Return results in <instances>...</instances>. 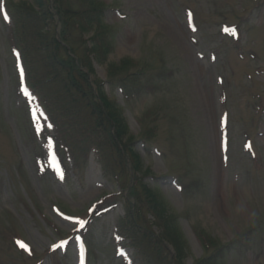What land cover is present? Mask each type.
Returning <instances> with one entry per match:
<instances>
[{
  "label": "rangeland",
  "instance_id": "obj_1",
  "mask_svg": "<svg viewBox=\"0 0 264 264\" xmlns=\"http://www.w3.org/2000/svg\"><path fill=\"white\" fill-rule=\"evenodd\" d=\"M94 1L114 39L91 79L149 81L128 102L108 94L139 170L127 175L101 147L54 156L10 31L9 14L31 0H0V264L174 262L162 229L118 185L135 179L158 190L182 264L208 254L202 234L228 244L250 229V244L216 264H264V0Z\"/></svg>",
  "mask_w": 264,
  "mask_h": 264
},
{
  "label": "trees",
  "instance_id": "obj_2",
  "mask_svg": "<svg viewBox=\"0 0 264 264\" xmlns=\"http://www.w3.org/2000/svg\"><path fill=\"white\" fill-rule=\"evenodd\" d=\"M53 1L52 8L49 0H31L30 7H18L9 14L15 50L25 67L23 85L38 103L35 119L41 122L42 139L59 162L67 156L77 159L92 150L106 148L131 176V169L136 173L139 170L135 154L138 142H122L126 129L122 114L108 94L119 91L128 102L143 95L149 81L142 73L107 82L93 81V60L104 64L113 49V33L104 23L107 9L97 7L94 0ZM88 33L93 34L89 39L85 37ZM134 182L131 187L118 185L124 192L129 190L137 215L144 219L152 216L153 223L162 229L164 240L173 246L176 256L169 264H182L183 241L174 219L164 214L165 203L158 190L143 179ZM252 231L228 244H218L202 234L200 243L208 254L195 264H216L236 256L250 244Z\"/></svg>",
  "mask_w": 264,
  "mask_h": 264
},
{
  "label": "snow or ice",
  "instance_id": "obj_3",
  "mask_svg": "<svg viewBox=\"0 0 264 264\" xmlns=\"http://www.w3.org/2000/svg\"><path fill=\"white\" fill-rule=\"evenodd\" d=\"M5 19H7V17H5ZM225 31H228L227 29H225ZM232 34H235V30H232ZM81 225L84 223L83 221L79 222ZM23 246V245H22Z\"/></svg>",
  "mask_w": 264,
  "mask_h": 264
}]
</instances>
